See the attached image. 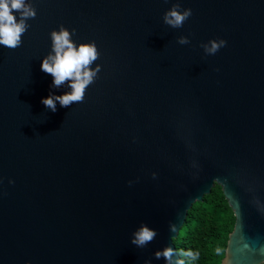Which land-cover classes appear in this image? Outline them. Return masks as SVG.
<instances>
[{"label": "water", "instance_id": "obj_1", "mask_svg": "<svg viewBox=\"0 0 264 264\" xmlns=\"http://www.w3.org/2000/svg\"><path fill=\"white\" fill-rule=\"evenodd\" d=\"M25 3L21 45H0V264H166V247L182 264L174 239L216 184L236 218L222 264H264V0ZM175 3L192 15L174 29ZM60 26L101 70L52 112L71 91L41 70Z\"/></svg>", "mask_w": 264, "mask_h": 264}, {"label": "clouds", "instance_id": "obj_2", "mask_svg": "<svg viewBox=\"0 0 264 264\" xmlns=\"http://www.w3.org/2000/svg\"><path fill=\"white\" fill-rule=\"evenodd\" d=\"M180 3H175L165 12L163 21L172 28H181L184 22L192 15L191 9L180 10ZM19 14V22L13 12ZM36 16V10L25 0H0V45L9 49L18 48L22 41V35L27 31L29 25L28 19ZM70 33L65 27L60 26L59 31L53 30L50 33L52 41V51L43 58L41 70L53 77L52 87L60 88L65 82L71 91L63 95H49L42 98V103L52 112L57 110V102L61 107H70L73 103L83 102L86 88L92 84L101 70L99 64L93 69L90 66L99 58L95 42L81 43L76 46ZM181 45L190 43L187 37L181 36L177 41ZM226 45V41L211 40L202 44L204 52L207 55H214L220 48ZM155 176V174H153ZM12 183V181H9ZM170 230L175 231V227L170 225ZM157 235L154 229L142 224L132 234L131 243L137 247L143 248L150 243ZM188 255H192L188 253ZM174 250L166 247L162 251L155 252L157 259L163 257L166 264H180L178 260L173 259ZM149 264V262H145Z\"/></svg>", "mask_w": 264, "mask_h": 264}, {"label": "trees", "instance_id": "obj_3", "mask_svg": "<svg viewBox=\"0 0 264 264\" xmlns=\"http://www.w3.org/2000/svg\"><path fill=\"white\" fill-rule=\"evenodd\" d=\"M235 222L223 190L216 184L211 194L193 205L174 239L182 264H222Z\"/></svg>", "mask_w": 264, "mask_h": 264}]
</instances>
